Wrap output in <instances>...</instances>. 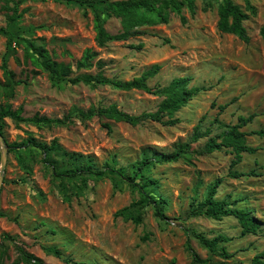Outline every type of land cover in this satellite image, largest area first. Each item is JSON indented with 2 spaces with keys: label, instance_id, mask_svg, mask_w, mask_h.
<instances>
[{
  "label": "rangeland",
  "instance_id": "1",
  "mask_svg": "<svg viewBox=\"0 0 264 264\" xmlns=\"http://www.w3.org/2000/svg\"><path fill=\"white\" fill-rule=\"evenodd\" d=\"M10 1L11 7L19 3L22 16L8 23L0 6V104L9 103L14 109L23 106L25 118L38 114L67 119V123L38 128L6 119L3 136L9 154L0 193V212L6 215L0 218V264L16 260V245L45 264H196L193 252L210 264H251L254 256L264 251V138L248 136L247 143L258 151L243 154L234 168L244 173L254 170L256 176L228 177L235 158L226 149L194 154L191 164L180 160L151 165L147 177L156 183L146 190L164 201L160 205L164 219L156 217L154 204L138 205L139 191L120 181L116 173L108 172L102 180L89 178L85 183L61 179L53 168L71 167L61 152L44 163L38 149L10 152V147L26 141L47 146L56 143L69 153L81 154L84 161L91 160L97 170L124 169L131 174L146 152L170 154L179 143L190 142L196 127L201 132L212 130V137L222 131L219 124L235 125L240 116L256 114L242 130L264 129V39L260 35L264 0H250L255 9L247 10L244 22L249 43L218 30L220 0H194V12L183 9L186 24L172 14L167 25L140 28L138 35L102 48L96 43L94 20L96 12L103 10V0ZM233 1L246 9L243 0ZM101 15L108 32L121 31L119 19ZM28 41L46 49L54 61L71 65L72 78L102 74L129 81L159 65V74L148 80L151 88L189 77L190 86L206 90L175 115L180 122L174 126L147 121L133 127L98 116L82 119L80 111L112 105L135 116L155 112L163 97L58 80L26 60V53L32 52ZM140 44L142 49H135ZM88 50L96 54L91 67L78 69L77 63ZM5 63L14 73L12 87L6 84ZM5 91L12 97H6ZM223 105L227 107L220 111ZM105 123L112 126L111 132ZM207 139L192 144V150L202 151ZM218 179L222 183L216 199L252 211L261 224L259 233L242 236L232 217L219 221L189 215L193 203L204 201L209 186ZM65 194L70 202L64 200ZM124 208L135 216L141 214L142 223L118 216ZM192 231L208 239L220 234L229 237L225 246L230 257L209 252ZM49 246L62 250L63 257L47 255L43 248Z\"/></svg>",
  "mask_w": 264,
  "mask_h": 264
},
{
  "label": "trees",
  "instance_id": "2",
  "mask_svg": "<svg viewBox=\"0 0 264 264\" xmlns=\"http://www.w3.org/2000/svg\"><path fill=\"white\" fill-rule=\"evenodd\" d=\"M67 1L71 2L74 0ZM243 1L246 9H243L242 6L236 4L233 0H220L217 28L222 33L234 35L245 43H249L250 38L247 29L244 26V22L248 20L247 10L253 11L255 8L250 0ZM2 2L4 3L2 4ZM10 3V0H0L1 10L5 12L8 23L12 24L15 23L22 14L19 13V3L14 4L13 7L10 6ZM79 3L83 4L84 2ZM103 3V10L96 12L94 20L96 43L101 48L107 46L111 42L125 41L138 35V29L140 28L161 24L167 25L170 22L172 14L178 15L181 22L186 24L187 19L182 14L183 9L188 8L191 12H194L195 10L194 0H103ZM101 14H104L107 18L119 19L121 23V31L117 34H111L108 32L105 28V19L102 18ZM260 35L264 39V25L260 29ZM28 43L32 48V52L26 53V60H29L36 68L44 69L58 80L68 79L73 85L83 83L92 87L100 85L111 86L117 90L126 92L141 90L149 94H156L163 97V100L155 112H144L135 116L121 111L115 105H112L107 108H91L87 112L80 111L79 116L82 119L88 120L98 116L117 123L123 122L133 127L139 126L147 121L160 123L166 126H174L180 122L179 119L174 118L175 115L181 109L186 107L196 96L206 90L204 87L190 86L191 78L189 77L175 78L165 87L151 88L148 85V80L159 74L161 70V66L159 65L152 66L140 77H136L129 81L110 79L102 74L96 76L81 75L72 78L71 74L73 70L71 65L54 61L46 49L43 47H36L32 41H28ZM165 43H169L168 40H165ZM142 47L143 45L140 44L135 47V49L141 50ZM95 56V53L88 50L83 58L77 63V68H90L91 61ZM17 62L20 63L19 60H17ZM102 65V62H100L99 66ZM3 70L6 76L7 86L12 87L11 79L14 77V73L8 70L6 63L3 65ZM4 93L6 97H12L13 95L8 91H5ZM226 107L227 105H223L220 106L219 109L220 111H223ZM23 114V106L14 109L9 103L0 104V134L4 135V131L7 127L6 119H10L18 125L20 123H30L38 128H53L64 126L67 123V119L49 118L38 114L32 118H25ZM256 116V114H252L248 117L240 116L238 118V123L235 125L219 124V128L222 129V131L212 137H210L212 130L201 132L200 127H196L195 133L190 142L179 143L174 152L170 154L146 152L142 159L136 163L135 170L131 174L124 169L111 170L108 168L106 170H97L94 168V164L91 160L84 161V157L81 154L69 153L60 148L56 143L47 146L38 142L26 141L22 144H13L10 147V152H16L18 149L23 148H35L40 150L44 155V163H50V158L52 156L60 155L62 153L61 156L68 158V163H71V167L69 169L61 170H57V168L54 167L53 172L56 177L71 181H81L82 183H85L89 178L93 180H102L108 176V172L116 173L120 181L125 182L139 191L140 201L138 205H144L146 203L154 204L156 217L164 219V209L160 206L164 201L162 203L155 197L154 193L147 192L146 190L148 186L156 183L147 177V172L149 171L150 166L153 164L176 163L180 160H184L191 164L194 154L208 155L226 149L233 153L235 158L231 163L228 177L239 179L244 176H256L257 174L254 170L244 173L238 172L234 169L241 162L243 154L253 155L258 151L257 148H253L247 143V137L255 135L264 138V129L252 132L242 130L251 124ZM166 118L167 120H165ZM104 127L108 129L109 132L112 131V126L109 123H105ZM202 138H208L203 150L200 152L192 150V144L197 143ZM21 162L23 163L22 160ZM221 183L222 179H218L211 184L207 190L204 201L200 203L194 202L190 208L189 215L191 217L203 216L219 221L227 217H232L238 221L242 230V236L256 235L259 233L261 230V224L253 215L252 211L243 208H236L225 200L216 199L217 190ZM76 195H78V193H76ZM64 200L70 202L71 198L69 195L65 194ZM117 215L122 216L127 220H131L135 224H140L143 220L141 214L135 216L129 211V208H124L119 211ZM5 216L4 213L0 212V218ZM192 234L206 249H208L209 252L223 258L230 257L225 246V244L231 240L229 237L220 234L212 239H208L203 234H198L194 231H192ZM43 249L47 255L57 258L63 257L62 250L56 246L44 247ZM16 250L18 256L12 264H45L41 259L37 258L34 254H31L21 246L16 245ZM1 255H4V251H1ZM192 255L193 261L196 264H210L211 262L210 260L201 259L195 252H193ZM251 264H264V251L256 254L252 259Z\"/></svg>",
  "mask_w": 264,
  "mask_h": 264
},
{
  "label": "water",
  "instance_id": "3",
  "mask_svg": "<svg viewBox=\"0 0 264 264\" xmlns=\"http://www.w3.org/2000/svg\"><path fill=\"white\" fill-rule=\"evenodd\" d=\"M9 154V145L4 136L0 134V193L4 183V174L7 165V158Z\"/></svg>",
  "mask_w": 264,
  "mask_h": 264
}]
</instances>
